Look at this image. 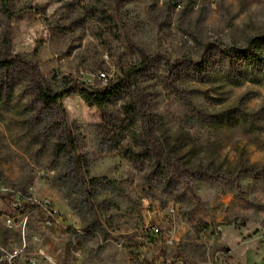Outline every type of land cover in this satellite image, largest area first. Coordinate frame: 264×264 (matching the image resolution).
Here are the masks:
<instances>
[{
    "label": "rangeland",
    "instance_id": "rangeland-1",
    "mask_svg": "<svg viewBox=\"0 0 264 264\" xmlns=\"http://www.w3.org/2000/svg\"><path fill=\"white\" fill-rule=\"evenodd\" d=\"M13 4L32 10L11 20L0 11V52L8 32L11 55L39 66L53 91L75 85L63 110L41 116V134L0 103V264H157L162 253L178 264H264V46L249 65L222 51L264 36V0ZM124 79L103 108L79 95ZM27 82L10 104L32 100ZM59 138L67 152L55 151ZM155 139L220 176L158 167ZM250 164L259 177L230 173ZM21 194L57 222L19 212Z\"/></svg>",
    "mask_w": 264,
    "mask_h": 264
},
{
    "label": "trees",
    "instance_id": "trees-1",
    "mask_svg": "<svg viewBox=\"0 0 264 264\" xmlns=\"http://www.w3.org/2000/svg\"><path fill=\"white\" fill-rule=\"evenodd\" d=\"M13 1L14 0H0V11L9 20L14 18L18 13H24L32 10L31 7L22 4L20 10L16 12ZM263 46L264 36H257L251 38L247 42V47L245 49L231 47L229 49H223L222 51L226 56H231V54L234 53L236 58L242 57L243 60H245L249 65L252 61H258L261 59ZM23 65H27V69L24 70L25 75L21 74L18 76H13V73L11 72L13 66L20 67ZM143 67H145V62L141 66L134 68V71H138ZM26 81H28L27 83H29V85L32 87V91L30 93L32 100H28L23 104H18V99L13 104H10V102L15 97V91L18 90V87ZM124 81H127V79L120 80L118 82H108L107 85L95 84L82 87L79 91V95L81 99L89 106L103 108L106 104L110 103L112 97L115 96L119 88L123 85ZM66 82L65 88L59 92H55L50 87H48L45 83L39 66L32 65L31 63H25V61L19 55H11V38L9 33L6 32L4 37V49L2 52H0V103H3V106L7 107L11 105L17 112L26 117L24 122L33 124L36 131L41 134L43 129H48V126L46 127V121L41 118V116L43 115L46 117L45 113L48 114L53 106L63 110L61 100L73 92V87L75 85L74 81L72 82L66 80ZM4 88H7V90H4ZM21 92L23 95L26 94L25 90H22ZM134 109V105H131L129 109L126 110V112L134 113ZM62 125H65V123L63 122ZM216 126H219L218 121H216ZM64 131V134L68 136L67 141L72 142V137H70L68 128L65 127ZM36 136H38V134L34 136V142L38 141V137ZM152 142L156 148L152 150V154L156 157L158 167L162 169H169L171 172L172 170H183L184 172L189 173H216L218 176H220L219 169L213 167L212 164L204 165L202 163H195L191 159L184 161L183 158L177 154L179 148L174 145L172 146L169 142L166 141V143L164 142L160 144L158 143V139H155ZM65 146V144L60 143L59 138L54 144V149L58 153H64L67 152L65 151ZM65 154L67 155V153ZM72 159L76 161L73 164L74 166L71 167L72 172L85 181L86 178L85 174L83 173V166L81 165L82 160L79 156L74 154H72ZM242 171L248 172L249 175L256 177H259V175L262 173V169L260 167H255L253 164H250L247 168L235 166L233 169H231L230 173L240 174ZM91 181L96 182L97 179H90L88 183ZM21 196L23 199V204L20 208L18 207L17 210H19V212L26 214L35 211L38 213L40 221L43 224L47 225V223L50 222V225H47L48 227H51L57 222V217L48 215V210L41 203L36 202L28 195L21 194ZM196 227L199 228L201 225L197 223ZM72 231L73 229L67 228L65 232ZM134 252L137 253L136 249H134ZM157 264H178V261L173 259L171 260L165 253H162L161 262H157Z\"/></svg>",
    "mask_w": 264,
    "mask_h": 264
},
{
    "label": "built area",
    "instance_id": "built-area-1",
    "mask_svg": "<svg viewBox=\"0 0 264 264\" xmlns=\"http://www.w3.org/2000/svg\"><path fill=\"white\" fill-rule=\"evenodd\" d=\"M35 201L41 203L43 206L46 207V209L48 210V215L57 217V215H55V213L53 211H49V209L47 208V205L45 203L37 201V200H35ZM47 225H50V222H48ZM52 264H58V263L52 262Z\"/></svg>",
    "mask_w": 264,
    "mask_h": 264
}]
</instances>
